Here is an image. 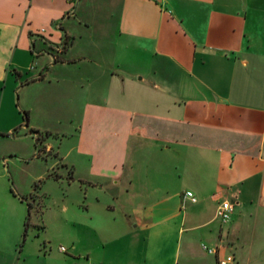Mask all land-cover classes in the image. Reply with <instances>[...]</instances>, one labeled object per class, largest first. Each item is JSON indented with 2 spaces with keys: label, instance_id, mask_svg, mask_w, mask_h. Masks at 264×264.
<instances>
[{
  "label": "crops",
  "instance_id": "obj_1",
  "mask_svg": "<svg viewBox=\"0 0 264 264\" xmlns=\"http://www.w3.org/2000/svg\"><path fill=\"white\" fill-rule=\"evenodd\" d=\"M62 120L79 184L112 192L74 219L124 248L107 264L234 258L264 220V0H0V264L24 226L11 135L49 152Z\"/></svg>",
  "mask_w": 264,
  "mask_h": 264
},
{
  "label": "rangeland",
  "instance_id": "obj_2",
  "mask_svg": "<svg viewBox=\"0 0 264 264\" xmlns=\"http://www.w3.org/2000/svg\"><path fill=\"white\" fill-rule=\"evenodd\" d=\"M33 66L37 67L31 64V69ZM14 99L13 105L19 106L20 98L17 94L14 95ZM19 116L20 120H23L22 113ZM57 131L58 134L47 138L44 144V146L49 145V152L43 149L42 144L35 146L36 135L30 130L18 128L11 135L22 140L21 146L16 149L17 160L21 159L19 155L24 157V172L18 169L13 174L16 186L24 191V196H20L24 197V226L16 247L15 262L16 264H91L85 258V253L88 251L93 261H103L107 264L117 252L124 256V248L119 246V243L102 248L88 227L85 224L75 225L74 219L81 215L85 217L84 209L88 203L96 207L99 206L96 202H112L110 195L112 192L96 191L79 184L77 177L80 171L74 172L70 166L71 163H77L74 153L71 152L74 143L69 136L73 133L72 126L62 120L57 126ZM38 137L42 138V134ZM11 148L12 145L9 149ZM37 154L38 162L30 161L27 165L28 159L32 156L35 158ZM50 174L55 179L50 178ZM37 175L40 176L35 179ZM227 194L232 195L233 189ZM26 204L31 207L27 220ZM240 212V208L235 207L230 219L233 220L236 215H241ZM254 231L255 235L252 239L245 244L235 245L234 252H231L234 261L237 262L235 264H264V220H259ZM120 242V244L125 243L124 240ZM59 248H63L65 252H59ZM241 255L243 258H240Z\"/></svg>",
  "mask_w": 264,
  "mask_h": 264
},
{
  "label": "built area",
  "instance_id": "obj_3",
  "mask_svg": "<svg viewBox=\"0 0 264 264\" xmlns=\"http://www.w3.org/2000/svg\"><path fill=\"white\" fill-rule=\"evenodd\" d=\"M184 197L189 199L191 203L194 202L191 193L186 192L184 194ZM231 213H232V205L228 202H221L216 209L215 217L220 223L225 224L229 221ZM201 249L205 251L207 254H211V255L215 254L214 249H208L203 245H201ZM59 252L63 253L65 252V250L63 248H59ZM216 264H233V258L232 256H225L222 259L218 260Z\"/></svg>",
  "mask_w": 264,
  "mask_h": 264
},
{
  "label": "trees",
  "instance_id": "obj_4",
  "mask_svg": "<svg viewBox=\"0 0 264 264\" xmlns=\"http://www.w3.org/2000/svg\"><path fill=\"white\" fill-rule=\"evenodd\" d=\"M21 113H22L23 120L26 122V120H27V113L26 112H21ZM31 133H33V134L36 135L35 146H37L38 144H40L41 141L48 136V134H42V138H39L38 137V135H39L38 133H36V132H31ZM36 157H39V155L37 154ZM70 175H71V171L69 172V176H68L69 177V180L71 179ZM49 177L52 178V179H55V177L53 175H51V174L49 175ZM20 200L24 202V197L23 198H20ZM26 207H27V216H26V220H27L28 219V213H29L31 207H30L29 204H26Z\"/></svg>",
  "mask_w": 264,
  "mask_h": 264
}]
</instances>
